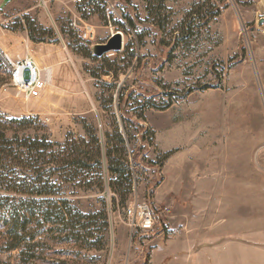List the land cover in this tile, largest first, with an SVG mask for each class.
I'll return each mask as SVG.
<instances>
[{
    "label": "rangeland",
    "instance_id": "374dc122",
    "mask_svg": "<svg viewBox=\"0 0 264 264\" xmlns=\"http://www.w3.org/2000/svg\"><path fill=\"white\" fill-rule=\"evenodd\" d=\"M24 15L52 29V41H32L18 21ZM261 18L264 0H0V110L9 117L37 115L62 143L68 137L91 143L97 136L104 153L113 124L125 134L124 118L143 113L153 142L139 144L141 128L127 122V148L132 154L144 145L158 162L142 160L135 168L126 205L109 183L107 159L103 188L93 182L91 168L85 171L90 185H66L77 207L94 213L91 227L77 241L40 238L36 264H167L162 248L175 242L183 254L186 234L203 241L199 246L218 258L216 264L220 255L227 264H264ZM90 26L92 40L85 38ZM118 32L124 47L105 53L108 61L87 55L86 43L92 49ZM27 56L44 76L29 92L13 78L14 65ZM53 59L68 66L48 77ZM109 67L118 79L108 74L98 80L87 72ZM121 89L127 98L122 112ZM240 125L250 139L248 149L235 150L234 156L246 154L242 169L228 156V143L238 146ZM36 126L25 132L35 134ZM166 152L171 155L161 164ZM254 187L260 189L256 197L250 194ZM142 202L155 212L150 231L133 224L140 217L135 204ZM2 243L0 236V248ZM17 253L1 250L0 262L28 264L16 260Z\"/></svg>",
    "mask_w": 264,
    "mask_h": 264
},
{
    "label": "trees",
    "instance_id": "16d2710c",
    "mask_svg": "<svg viewBox=\"0 0 264 264\" xmlns=\"http://www.w3.org/2000/svg\"><path fill=\"white\" fill-rule=\"evenodd\" d=\"M18 21L32 41H52L53 30L39 24L31 16L24 15ZM83 47L87 55L94 60L108 61L103 58L104 54L94 55L88 43ZM87 72L98 80H103L104 75L108 74L119 78V72L112 67L103 72L99 71V68H88ZM126 99L121 89L119 95L121 112ZM125 119V134L114 123L113 132L107 134L104 153L97 136H93L91 143H86L85 139L76 140L71 137L62 143L52 139L48 128L37 115L9 117L0 110V236L3 241L0 249L4 253L18 251L16 260L36 264L37 253L43 245L40 238L43 236L47 239L56 237L62 242L80 240L90 229L94 213L84 212L78 208L68 196L66 185L76 187L90 185L92 181L88 182L85 171L91 168L94 172L93 182L103 188L102 168L105 159L111 173L109 183L126 205L132 193L135 168L141 165L142 160L152 165L158 162L150 160L144 152L145 143L150 145L153 142L152 138H148V132H144L146 129L144 114ZM127 122L142 129L138 132L137 141L144 145L135 148L132 154L127 148V138L129 140L131 137ZM34 123L38 126H36L38 132L37 130L35 134L25 132ZM40 129L46 130L39 132ZM152 133L149 132L153 135ZM170 155L171 152L163 153L161 164ZM139 168L136 172L140 171ZM71 193L74 194L76 191L73 190ZM152 195L153 191L150 192V196ZM114 202H117L116 196ZM105 244L106 239L103 235V246Z\"/></svg>",
    "mask_w": 264,
    "mask_h": 264
},
{
    "label": "crops",
    "instance_id": "0c3cea01",
    "mask_svg": "<svg viewBox=\"0 0 264 264\" xmlns=\"http://www.w3.org/2000/svg\"><path fill=\"white\" fill-rule=\"evenodd\" d=\"M31 48L34 49V51L36 52V56L38 57V43H33V46H31ZM51 62V72L54 71V73H57L58 69L61 68H65L66 70V66H68V64L66 65V60L56 62L53 59ZM198 242L196 238H192V235L186 234L184 238L180 240L179 251L183 250V254H177L175 249V242L171 244L168 243V245L162 248L164 255L162 262L165 263V261L167 260V264H216L218 258L216 259L215 256L213 257L212 254L208 252L209 250H207V248H203L204 246H199L203 244V241ZM153 254L154 252L151 255ZM219 258L221 262L220 264H227V258L224 255H220Z\"/></svg>",
    "mask_w": 264,
    "mask_h": 264
},
{
    "label": "built area",
    "instance_id": "2783aa9c",
    "mask_svg": "<svg viewBox=\"0 0 264 264\" xmlns=\"http://www.w3.org/2000/svg\"><path fill=\"white\" fill-rule=\"evenodd\" d=\"M95 37V30L92 26L86 29L85 38L92 40ZM22 66L21 75L18 72L17 66ZM18 65L13 67V78L16 84L29 90L35 89L36 85L43 81V70L37 67L35 60L31 57H26ZM21 76V78H20ZM23 79V83L22 82ZM135 210L138 211L140 217L137 222L133 224L139 226L141 229L150 231L155 224V215L151 206L147 202L135 204Z\"/></svg>",
    "mask_w": 264,
    "mask_h": 264
},
{
    "label": "bare ground",
    "instance_id": "6f19581e",
    "mask_svg": "<svg viewBox=\"0 0 264 264\" xmlns=\"http://www.w3.org/2000/svg\"><path fill=\"white\" fill-rule=\"evenodd\" d=\"M36 64H37V67H39L42 70L41 66L38 63H36ZM17 69H18L19 74L21 75V73H22V66L21 65H18L17 66ZM46 75L48 77L51 76V69H47L46 70ZM20 78H21V76H20ZM22 82H23V79H22ZM45 82L48 83L49 82V79L46 80ZM23 83H25V82H23ZM243 127H244V129H243ZM240 129L241 130L243 129V130L240 131ZM244 130H245V126L240 125L239 128H238V132H237L236 136L234 135L237 138V144H238V146H233V143H230V144L228 143V148L231 150V152H230V154L228 156L232 160L234 159V160H237L238 161L237 162V166H238L239 169L241 167L244 168V166H242L241 163L246 160V154L234 156L235 150H237L239 147L241 149H248L249 143H250V139H249V136L247 134L248 132L246 133V132H244ZM234 167H235V165H234ZM250 194L252 196L256 197L257 194L258 195L260 194V189H255V187L254 188H251L250 189ZM250 202H255V201L254 200H252V201L250 200Z\"/></svg>",
    "mask_w": 264,
    "mask_h": 264
},
{
    "label": "water",
    "instance_id": "95a60500",
    "mask_svg": "<svg viewBox=\"0 0 264 264\" xmlns=\"http://www.w3.org/2000/svg\"><path fill=\"white\" fill-rule=\"evenodd\" d=\"M264 18H261V23ZM124 47V39L121 33L113 34L105 43H98L92 47L94 55L101 56L111 51H120Z\"/></svg>",
    "mask_w": 264,
    "mask_h": 264
}]
</instances>
